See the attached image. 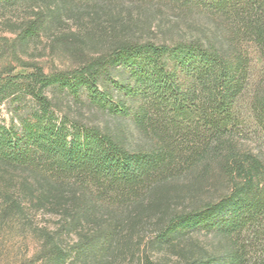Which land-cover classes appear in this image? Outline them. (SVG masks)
I'll return each mask as SVG.
<instances>
[{"label":"trees","instance_id":"16d2710c","mask_svg":"<svg viewBox=\"0 0 264 264\" xmlns=\"http://www.w3.org/2000/svg\"><path fill=\"white\" fill-rule=\"evenodd\" d=\"M170 1L225 22L233 51L225 55L199 40L121 41L72 70L0 68V104L19 101L21 111L30 96L35 105L17 115L18 123L0 122V228L18 221L32 227L44 209L64 222L55 230L35 227L39 247L22 264H123L129 257L137 264H170L154 260L152 248L175 247L201 228L230 241L225 264H264V152L243 150L237 139L250 83L244 44L256 45L264 61V0ZM13 2L19 0H0V7ZM20 28V40L41 29L36 21ZM120 66L129 77L124 96L115 100L99 83ZM61 87L76 95L86 89L98 108L131 116L155 146L130 151L108 133L58 115L47 90ZM249 112L264 134V91L256 92ZM219 158L230 184L220 199L171 214L143 250L133 232L122 236L121 220L107 208H137L146 195L154 207L161 185ZM71 233L76 238L64 240Z\"/></svg>","mask_w":264,"mask_h":264},{"label":"rangeland","instance_id":"374dc122","mask_svg":"<svg viewBox=\"0 0 264 264\" xmlns=\"http://www.w3.org/2000/svg\"><path fill=\"white\" fill-rule=\"evenodd\" d=\"M25 21H36L41 29L35 37L20 40V26ZM178 40H199L217 46L225 55L234 49L225 22L207 12L183 8L170 0H19L0 7V68L9 65L16 71L30 69L31 65L42 66L47 72L72 70L108 52L121 41L174 43ZM244 45L251 61L250 83L241 99L240 114L245 127L237 139L243 150L262 155L264 134L251 119L249 105L256 92L264 91V61L256 45ZM128 77V68L120 66L102 76L99 84L102 89L110 90L117 100L124 96L122 88ZM47 93L58 115L96 127L130 151L155 146V141L138 128L131 116H115L98 108L91 103L86 89L77 95L62 87L49 88ZM128 101L131 105L136 104L134 100ZM19 103L5 100L0 104L1 123H18L17 115L35 107L30 96L22 101L21 111ZM223 163L221 158L206 160L161 185L160 191L152 196L157 202L154 207L149 205L146 195L137 208L109 207L107 210L113 212V218L121 220L123 237L125 233L133 232L139 240L143 239V250L171 214L199 208L229 191ZM32 222V227L25 229L19 221L0 228V264L26 263L39 247L35 227L48 226L55 230L64 223L60 213L49 209L37 212ZM64 238L71 240L76 235L71 233ZM230 250L228 239L201 228L187 235L175 247L152 248L150 256L170 264L202 259L207 263L210 258H214L212 264H225ZM137 262L130 257L122 260L123 264Z\"/></svg>","mask_w":264,"mask_h":264}]
</instances>
